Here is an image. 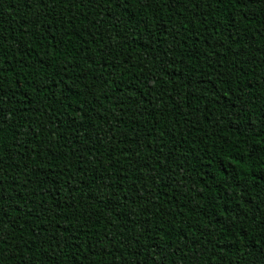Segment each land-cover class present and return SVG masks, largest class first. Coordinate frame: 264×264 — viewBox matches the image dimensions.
<instances>
[{
    "label": "trees",
    "instance_id": "1",
    "mask_svg": "<svg viewBox=\"0 0 264 264\" xmlns=\"http://www.w3.org/2000/svg\"><path fill=\"white\" fill-rule=\"evenodd\" d=\"M0 264H264V0H0Z\"/></svg>",
    "mask_w": 264,
    "mask_h": 264
}]
</instances>
